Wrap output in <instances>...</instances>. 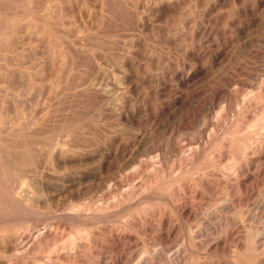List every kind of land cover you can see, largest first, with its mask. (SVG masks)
Wrapping results in <instances>:
<instances>
[{
  "label": "rangeland",
  "instance_id": "1",
  "mask_svg": "<svg viewBox=\"0 0 264 264\" xmlns=\"http://www.w3.org/2000/svg\"><path fill=\"white\" fill-rule=\"evenodd\" d=\"M14 229L0 264L264 261V0H0ZM42 229L56 238L34 249Z\"/></svg>",
  "mask_w": 264,
  "mask_h": 264
},
{
  "label": "bare ground",
  "instance_id": "2",
  "mask_svg": "<svg viewBox=\"0 0 264 264\" xmlns=\"http://www.w3.org/2000/svg\"><path fill=\"white\" fill-rule=\"evenodd\" d=\"M101 100V99H100ZM72 117V116H71ZM20 128V127H19ZM18 128V129H19ZM66 141V140H65ZM65 141L63 139H57L55 144L53 145L54 148H53V153H52V159L54 161V163L56 165H60L62 163H65L66 160H67V156H66V150L64 147H62L63 145H60V143H65ZM72 141V140H71ZM59 144V145H58ZM68 144V143H67ZM65 145V144H64ZM243 150V149H242ZM194 154V153H193ZM197 155V154H196ZM192 154L191 156L189 155V157H191L192 159ZM188 157V156H187ZM186 157V158H187ZM190 159V158H188ZM63 169V168H62ZM23 170V169H22ZM241 171V170H240ZM55 172V171H54ZM25 177V176H24ZM74 178V177H73ZM155 179V178H154ZM36 180V179H35ZM203 180V179H202ZM24 183V182H23ZM152 184V183H151ZM19 185V184H18ZM152 196V195H151ZM152 199V198H151ZM69 209H74L75 211L74 214H69V215H63L65 216L64 218H67V219H71V220H75L77 221V223L79 222L80 220V217L82 216L83 217V213L81 214V207H76V208H73L72 206L69 208ZM17 212V211H16ZM85 220L82 219V221H85V222H89V224H85V229L86 231L83 233V235L79 232H77V234H80L83 236L84 239L86 240H91V238L93 237V232H92V226L95 225V222L98 220V219H95V218H99V217H93L91 214H85ZM84 218V217H83ZM21 219V218H19ZM22 219L23 220H26L28 219L27 218V215L23 216L22 215ZM30 219V218H29ZM104 220V219H103ZM27 221V220H26ZM31 221V220H30ZM81 221V220H80ZM100 221V220H99ZM21 223V222H20ZM80 223V222H79ZM82 223V222H81ZM52 229V228H51ZM43 231H40L38 233V235H36V238L34 240V244L32 245L34 249H41L43 247H48L49 246V241L52 237V240L54 241L56 237L53 238V236H51V231H49V229H42ZM62 232V230H61ZM54 234V233H52ZM121 237V235H120ZM0 251L2 252H12V251H17L18 250V246H17V243L21 240V230L20 229H14V231H6L5 233H3L2 235H0ZM33 238V239H34ZM58 238V237H57ZM94 238V237H93ZM92 238V239H93ZM73 239V238H72ZM32 240V239H31ZM75 240V239H73ZM95 240V238H94ZM52 242V241H51ZM58 242V241H57ZM57 242L55 243V251H58V249L61 247L63 249H65L66 245H62L61 244H57ZM89 242V241H88ZM93 243V241H92ZM31 244V243H30ZM51 244V243H50ZM53 244V243H52ZM30 246V245H29ZM52 246V245H51ZM69 249L71 251H74L78 249V246L76 245V242H73L71 244L68 245ZM81 247V246H80ZM32 248V247H31ZM31 248L29 250H31ZM49 248V247H48ZM60 248V249H61ZM27 249V248H26ZM44 249V248H43ZM68 249V250H69ZM49 250V249H48ZM21 251V250H20ZM83 252V251H82ZM32 253V252H31ZM78 253V252H77ZM22 254V253H21ZM60 254V253H59ZM81 254V253H80ZM74 255V254H72ZM76 256H78L77 254H75ZM64 256V255H63ZM74 259V258H73ZM79 259V258H78ZM18 260V259H17ZM27 260V259H26ZM63 260V259H62ZM67 260V259H66ZM263 260V259H262ZM26 262V261H25ZM2 264V263H1ZM24 264V263H23ZM260 264H264V261H260Z\"/></svg>",
  "mask_w": 264,
  "mask_h": 264
}]
</instances>
